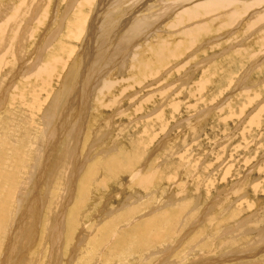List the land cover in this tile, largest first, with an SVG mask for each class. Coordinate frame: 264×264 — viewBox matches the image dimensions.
Segmentation results:
<instances>
[{
  "label": "rangeland",
  "instance_id": "1",
  "mask_svg": "<svg viewBox=\"0 0 264 264\" xmlns=\"http://www.w3.org/2000/svg\"><path fill=\"white\" fill-rule=\"evenodd\" d=\"M2 1L4 0H0V24H2L0 26V44L3 45V48L0 50V55L2 57L7 56V63H14V65L9 63V65H3L0 69L7 70L10 68L7 74L3 70L4 72L0 75V205L2 202L5 205V210L2 213L4 223L0 230V264H3L4 254L11 242L17 245V249L21 247L20 243L23 238L19 237L20 240H14L15 237L11 235H15L14 229H16L21 217L19 211L22 209V204L20 201L23 198H26L24 199L26 207H30L31 200L34 198V194L37 193L39 202L42 203V213L43 209L48 207L49 204H52L53 210L59 207L60 203L61 207H64L66 198L69 196V191L65 194L64 187H57V183H65V179L60 174L54 175L52 173L54 168H50L49 171L46 169L48 158L45 159L44 154L52 145L54 139H51V134L45 128L49 125L47 123L49 119L46 116H49L47 108L50 110L51 104L54 102L52 96L61 88L58 87L59 84L68 83L66 80H62L64 76L66 79L64 74H68V71L71 74L73 73V76L70 73L68 74L67 80L68 77L72 76L70 78H73L74 83H77L78 78H81L82 73L80 74V71L82 72V67H84L83 59L87 55L83 54L82 65L79 61L80 66L77 65L76 67L75 62L78 58L76 56H80L82 50L86 51L88 25H86L84 35L81 36L82 34L76 29L77 21L79 19L83 21L84 17L88 16L87 24H90L93 15L96 12L98 13L97 20L93 24L97 25V37L95 35L91 48V53L94 52L92 55V60H94L96 52L104 49L101 45L95 46L99 44V30L101 32L104 28H106V31L112 30L111 26L115 25L114 18L117 20V17H121L122 12L120 13V9H126L125 7H127L125 12L127 11V15H130L132 19L149 14V17L146 18L147 21L155 17L157 26H155L156 24L149 25L148 31L145 30L139 36L126 38L121 43L122 45L128 44L130 60L129 58L124 60L126 56L124 51L126 50H119L116 46L111 63L105 65L106 68L109 66L107 68L109 71L107 72L104 66L103 69L107 74L101 79L102 81L106 79L105 81H109L112 86L109 89H103L104 85L102 83L105 81L99 80L94 88L95 90L89 87L91 89L89 91L93 90L94 92L92 91L91 94L88 91L86 95V98L90 97L91 99H87L88 108L86 107V109L88 110L87 112L84 111L86 112L85 115H82L83 124H85L82 129L77 126V129L74 128L71 131L73 133L70 134L69 132L67 134L70 127H74L75 121L80 118L79 115L77 116L78 113L71 112L74 120L70 121V127L55 141V152L52 156V161L58 162V159H60L58 156L64 152L67 145L72 140L79 141L76 146V153L78 152V158L83 162L81 165L83 169L78 173V183L73 188V195L65 208L67 210L69 207L67 211V218H69L78 203L83 205L82 211H78L81 216L78 221L81 224L77 226L75 236L83 226L93 228L90 235L94 238L91 239L92 245L83 255L81 262L83 264H194L193 260L196 256L199 257L200 254L213 264H264L260 259L264 256V238H259L260 235L264 236V48L263 51L258 48L257 42L262 39L260 33V35L256 33V30L245 32L243 29V26L250 19V13L244 15L241 18L242 20L231 27L232 29H226V33L217 40L213 39L212 36L210 38L211 43H205L199 49L198 54L196 53L197 57L191 58V61L193 60L192 65L197 64V67L190 66L186 69V74L176 71V68L177 70L182 69L181 66L186 63L183 56L176 58L177 60L174 57L172 58L177 62V64H173L176 65L174 69L171 70L173 67L168 66L163 70L152 68V71H150L148 69V73L142 71V74H145L143 77L139 69L136 68L137 61L147 57L146 46L156 42L160 37L167 36L168 39L174 41L173 38L175 39L176 33L171 32L170 23L172 18L180 12L179 10L182 11V8L178 7L168 14V17L167 15L162 17V13H159L158 10L162 11V8L165 7L157 6L156 9L154 8V3L158 0H116L117 5L114 0H101L103 4L100 0H94L90 3L86 0H78V2L76 0H5L4 4ZM36 1L38 5H36ZM227 1L230 3L237 2L239 5L248 2V0ZM196 2L200 3L203 0H191L188 2L189 4L186 3L185 5L194 6L197 5ZM5 4H7L6 7ZM33 4L36 7L30 8ZM97 5L102 6V9ZM149 5H153V7ZM68 6H72V8L68 9ZM109 6L113 7H110L111 10L108 11ZM18 7L28 11H25L26 18L23 19L24 22L22 23H26V27L30 28V31L25 29V24H23L24 27H22L25 30L21 29L20 32H17L19 33L18 37L21 35L22 38L17 39L14 37L16 39H13V36L17 35V33L14 34V26L18 19L15 16L20 12L23 13ZM13 8H16L15 13ZM128 10L131 12L129 13ZM136 10L137 12H134ZM260 10H264V3ZM106 14L107 16H105ZM8 18L11 19H9L10 23ZM25 19H27L26 22ZM14 20L15 23L13 24ZM28 20L33 22L29 23ZM74 24L77 25L74 26ZM82 24L84 25V21ZM3 30L7 31L6 34L2 32ZM9 31L14 33L12 34ZM69 32L74 34L71 35ZM105 33L102 32L101 36ZM114 33H116L115 30ZM255 34H257V37ZM76 37H80V39ZM81 38L84 40H81ZM114 38L111 37V39ZM205 38H208V36ZM101 39H105V43L108 40L105 37L99 40ZM8 40H10V43L6 45L9 42ZM115 40L117 41V39ZM238 41L240 44H238ZM228 44L231 46L228 47ZM24 45L26 46L24 47ZM187 46L189 47V45H186L185 48ZM244 46L249 48L248 50L251 52L259 50L258 55L251 57L250 60H247L246 55L242 61L243 63L236 58V62L232 65L230 61L233 57L245 52ZM143 47L146 48L144 52H142ZM72 48L74 49L72 50ZM71 51L74 52L71 54L73 57L70 55ZM48 53L55 54V57H58L57 60L64 59L65 62L63 61L62 65L67 62L68 58V62L70 61L71 64L70 57L72 59L75 57L76 60L73 59L72 68L69 67L70 64L62 67L58 62V65H60L56 66L58 72L59 68L64 69V67L73 70H66L65 68L64 74L59 72L63 75L60 79L62 81L58 80L59 78L56 79L60 83L57 81L51 82L49 79V82L42 85L47 80V74L39 73V76L36 73L38 76H35V72H38L39 68L46 63L47 58H50ZM145 53L146 55H144ZM231 53H234V55L229 56ZM21 56H24L25 60H22ZM186 57L187 53L185 54ZM80 58L81 56L79 60ZM195 59L196 61H194ZM26 60L29 63L25 62ZM27 63L30 64V69ZM31 63L38 65V68L32 66ZM24 65L25 69L31 71L30 73L27 70V73L24 72ZM191 68L195 69L196 72H190ZM58 72L54 74L56 78L60 75ZM27 74L32 75V77L28 79ZM152 74H155V76L151 79ZM41 75H44L43 78ZM75 76L77 78H74ZM38 77H40L39 80ZM44 78L45 80H43ZM41 80L43 81L41 82ZM151 80L154 85L150 84ZM70 81L68 83V85L71 83L68 86L69 90L66 87L67 85H63V88H66V90L64 88L66 93L61 92L63 99L61 97L60 100L64 102H61V109L57 118L61 117L60 115L63 110L65 111L64 108L69 105L68 103H73V100L66 101L74 94L77 96V89L75 90L74 84ZM48 83H51V85ZM246 84L247 86H245ZM41 87L44 88V91ZM163 89L167 90V96L162 94ZM96 90L100 91H98L99 94L95 92ZM48 94H53L51 99L47 98ZM109 95L112 97L110 98ZM150 97H153V100L146 99ZM96 98L101 104L105 99L103 101L104 105H101ZM35 100L42 102L40 104L38 102L39 105L35 106ZM110 102L116 104L110 105ZM106 104L109 105V108H106L108 106H105ZM80 107L81 105L77 110L79 114ZM158 112L162 116H157ZM52 113L54 114L53 111ZM52 113L50 112L51 115H53ZM254 116L256 121L253 120ZM161 117L165 119H162V122L159 120ZM187 120L195 123L189 125ZM56 127L54 129H57ZM64 142L66 144L63 145ZM116 144L119 146L115 147ZM101 149L103 150L100 153ZM116 156L118 157L117 170L112 168L109 173L104 164ZM131 156L134 158V166H131L132 170H138L145 175H152L151 183L147 182L150 184L146 188L141 186L139 181L128 179L131 176L126 170V166L133 164L129 163ZM70 158L71 156H68L63 163ZM96 165L100 168L97 169L96 174H91L90 183L83 188L78 187L86 172L92 173L94 170L91 168L96 167ZM72 172L70 171L69 177H71ZM50 179L51 182H49ZM91 181H94L95 184L93 182L91 184ZM241 183L243 184L240 185ZM26 190H29L28 197L23 194ZM9 192L11 195L8 194ZM229 192L231 193L227 196ZM130 193L134 194L135 197L138 196V199L132 198ZM245 196L247 197L244 198ZM62 199L65 201L63 202ZM240 200H243V202ZM107 205L111 207V212H106L108 214L104 216L105 212L103 213V210ZM179 206H182L179 212L167 214L168 218L166 215V218H162L159 224L156 223V225L153 224V226L147 227H150L146 235L148 238H152L150 242H141L143 246L137 243L139 233L132 229L135 225L143 221L145 223L148 219L152 220L160 214L171 212ZM44 210L45 214L47 209ZM17 216L20 217L17 219ZM208 217L210 218L208 219ZM171 219H174L175 222L169 232L168 225ZM111 220H114L112 228L106 227L105 225ZM238 222H241V224L237 225ZM42 225H40V229L43 228ZM22 233L25 234V232ZM119 233L127 238L122 245H120L117 238ZM11 239L12 241H10ZM75 240H77V237ZM62 244L60 245V249L62 248L61 257H58V261L61 260L60 264H75L76 261L69 263L67 256L63 257L66 246L65 242ZM118 245L120 246L117 248ZM250 254H254L257 259H250L248 256ZM167 256L169 257L165 259ZM259 256L261 257L259 258ZM162 258L165 261H161ZM29 264H31V261H29ZM40 264L42 263L40 262ZM196 264L207 263L201 260Z\"/></svg>",
  "mask_w": 264,
  "mask_h": 264
},
{
  "label": "bare ground",
  "instance_id": "2",
  "mask_svg": "<svg viewBox=\"0 0 264 264\" xmlns=\"http://www.w3.org/2000/svg\"><path fill=\"white\" fill-rule=\"evenodd\" d=\"M5 1V0H4ZM4 1H2V3L4 4ZM23 1V0H22ZM41 1V0H40ZM77 2H78V0H76ZM91 1H94V0H86V2H88V3H90ZM107 1H109V0H107ZM115 2H116V0H114ZM113 1V2H114ZM127 1V0H126ZM191 0H158L156 3H154V8L156 9L157 8V6H164L165 8L163 9L162 8V11L161 10H158V12L159 13H162V17H163V15H167V17H168V14H170L171 12H173L176 8H182V11L181 10H179L180 12H178L176 15H175V17L174 18H172V21H171V23H170V30H172L171 32H173V33H176L175 34V39L173 38V40L174 41H172V39H168L167 38V36H163V37H160V39H158L156 42H154V43H150V44H148L146 47H147V57H144L143 58V60H138L137 61V66H136V68L137 69H139V71H140V74H142L143 72L142 71H146V73H148L147 72V70L148 69H150V71H152L151 69L152 68H158V70H163L165 67H173V68H171V70L172 69H174L175 67H176V65H173L174 63L175 64H177V62L175 61V59L176 58H179V57H183L184 56V61H186V63L185 64H183L182 66H181V68L182 69H179V70H177V68H176V71H180V72H183V73H185L187 70V68H190V66L192 67V66H196L197 67V64L196 65H192V61H191V58L193 57H197L196 55L198 54V51H199V49L201 48V47H203L204 45H205V43H211V39L210 38H212V36L214 37L213 39H215V40H217V38H219L220 36H223L225 33H226V29H229V28H231L232 26H234V25H236V23H238L240 20H242L241 18H243V16L244 15H246V14H248V13H250V19H249V21H248V23L245 25V26H243L244 28V31L245 32H252V31H254V30H256V33H260L261 34V38L262 39H260V41L259 42H257V44H258V48H259V50H262L263 48H264V10H260V8H261V6L263 5V3H264V1H261V0H253V1H250V0H248V2H245V3H242V4H238L237 2H232V3H230L229 1H227V0H203V2H200V3H197V5H194V6H186L185 4L186 3H188V2H190ZM196 1H198V0H196ZM237 1V0H236ZM98 2V1H97ZM100 2L102 3V1L100 0ZM119 2V1H118ZM130 2V1H129ZM15 3V2H14ZM24 3V2H23ZM38 2L36 1V5H38L37 4ZM240 3V2H239ZM2 4V5H3ZM8 4V3H7ZM7 4H5V7H6V5ZM40 4V3H39ZM78 4V3H77ZM98 4V3H97ZM100 4V3H99ZM103 4V3H102ZM107 4V3H106ZM118 3L116 2V5H117ZM189 4V3H188ZM236 4H238V5H236ZM16 5V4H15ZM36 5L35 4H33V5H31L30 6V8L31 7H36ZM95 5H96V3H95ZM112 5H114L113 3H112ZM146 5V4H145ZM11 6V5H10ZM23 6H25V5H23ZM98 6V5H97ZM147 6V5H146ZM145 6V7H146ZM149 6H152L153 7V5H149ZM12 7V6H11ZM34 7V8H35ZM99 8H101L102 6H98ZM112 8L113 6H109V8ZM129 7V6H128ZM151 7V8H152ZM26 8V7H25ZM39 8H40V6H39ZM38 8V10H40ZM42 8V7H41ZM70 8H72V6L71 7H69L68 6V9H70ZM111 8L110 9H108V11L109 10H111ZM126 9H127V7H125ZM135 8H137V7H135ZM142 8V7H141ZM9 9H10V7H9ZM16 9V8H15ZM14 8H13V12L15 13L16 11H14L15 10ZM18 9H21L22 11H23V13H18L15 17L16 18H18L17 20H16V24H15V29H14V34H16L17 32H20L21 31V29H23V24H25V27H26V23H22V22H24L23 21V19L24 18H26L25 16H26V12H28L27 10H25L24 11V9L23 8H19L18 7ZM94 9V8H93ZM97 9V8H96ZM102 9V8H101ZM115 9H116V7H115ZM114 9V10H115ZM126 9H120L121 11H120V13L122 12V15H121V17L119 16V17H117V20H116V18H114V22H115V25L112 27L111 26V29L113 30H107L106 31V28H104L103 30H102V32L103 33H105V32H107V33H105L103 36H101L102 35V32H101V30H99L98 32H99V37H98V45H95V46H102L104 49L102 50V51H97L96 52V55H95V58H94V60H92L93 59V57H92V55L94 54V52H93V50H92V52L93 53H91V48H92V46H93V40H95L94 38H95V35L97 34V25H93V24H95V22H96V18H97V16H98V13L96 12V14H92L93 16V20L90 22V24L88 23L87 24V22H88V16L87 17H84V19H83V21H84V25L82 24V20L81 19H79V18H81V17H79L78 19V21H77V24H74V26L75 25H77V28L76 29H78L79 30V32L82 34H80L81 36H83L84 34V32L86 31V25H88V27H87V36H86V44H87V48H86V51H84V50H82L83 52H82V54L80 55L81 56V58H80V60H79V57L80 56H76V58H77V60H76V58L74 57L73 59L74 60H76V62H75V64H76V67H77V65H79V61H80V65H82L83 63H82V56H84L83 54L85 53L87 56L83 59L84 60V67H82V72L80 71V76H81V78H78V82H77V80H76V82L78 83H74V80H73V78L71 79L70 77H72L73 76V73L71 74L70 73V71H68L72 76H70V77H68V80H67V76H69L68 74H64V70H65V68H66V70H73V69H70V68H68V67H64V69H62V68H59V67H57V68H59V72H63V74L64 75H66V79H65V76H64V78L62 77L63 75H61L58 71H57V69H56V66H60V65H62L61 63H63V61L65 62V60L64 59H62L61 57V60L60 59H58L57 60V58L58 57H55V54H47L48 55V57H50V58H47V60H46V63L44 64V65H42L40 68H39V70H38V72H35V76L38 74L39 75V73L40 74H42V73H45V75H46V77H47V80H46V82L44 81L43 83H42V85H44V84H46L47 82H49L48 80L50 79L51 80V82H55V81H57L56 79H58V80H60L61 79V77H62V80L63 81H67L68 83H69V81H70V79H71V81L70 82H72L73 84H74V86H75V90L77 89V96H75V94H74V96H71V98L70 99H68V101H66V102H69V101H71V100H73V103H68L69 105H66L65 106V108H64V106H63V108L65 109V111L63 110V113L60 115L61 117L59 118V120H58V118H57V116H58V114H59V111H60V109H61V102H64L63 100L61 101L60 100V98L62 97V99H63V95L61 94V92H65V90H66V88H65V90H64V88H63V85L65 84V82H61L62 84H59L60 83V81H62V80H60V81H57V82H59L58 84H59V90H57L55 93H54V96H52V95H49L48 94V99H51L52 97H53V100L52 101H54L53 102V104H51V108H50V110H49V108H47L48 109V115L49 116H46L49 120H48V122L47 123H49V125L48 126H46V128L45 129H47V131L51 134V139H54V140H52L53 142H52V145L46 150V152H45V154H44V157H45V159H47L48 158V167L46 168L47 169V171H49L50 170V168H54L53 170H52V173L55 175V174H60L61 175V177H63L64 179H65V183H61V182H58L57 183V187L58 188H60V187H64V192H65V194H66V192L67 191H69L68 193H69V196H68V198H66L67 200H66V203H65V205H64V207H61V203H60V206L59 207H57L56 209H54L53 210V206H52V204H49V208L48 207H46V208H44V209H47V211H46V215L44 214V209H43V212L41 213V210H42V203L41 202H39L40 200L38 199L39 197V195L36 193V194H34V198L31 200V204H30V207L28 206V207H26V201L24 200V199H26V198H23L20 202H21V206H22V209H20V215H21V217L20 216H17V219H18V217H20V220H19V222L17 223L18 225H16V229H14L15 230V235H11V236H14L15 238H14V240H18L19 239V237L21 238H23L22 240H21V243H20V249H17L18 247H17V245L14 243L13 244V242H11L10 244H9V247L7 248V250H6V253L4 254L5 256H4V258H3V264H29V261H31V264H40V262L42 263V264H60V261H58V257L60 256L61 257V249H60V245L62 244V243H64L65 242V246H66V248L64 249V251H63V257H66L67 256V260L69 261V263H71V262H75L76 261V263H78V264H83L82 262H81V260L83 259V255L85 254V252H87L88 250H89V247L92 245V240L91 239H94L92 236H90L91 235V233L93 232L92 230H93V228L91 227V226H83V228L81 229V231L80 232H78L77 234H76V236H75V232H76V230H77V226L78 225H80L81 223L78 221V219L80 220V218H81V216L79 215V213H78V211H80L81 209H82V207H83V205L82 204H77V206H76V208H75V210L74 211H72V213H71V215H70V217L69 218H67V216H68V214H67V211H68V208H67V210H66V206H67V204H68V202L70 201V199H71V197H72V195H73V188H75V186H76V184L78 183V181H77V176H78V173H79V171L81 170V169H83V167H81V165L83 164V162L78 158V152L76 153V146H77V144H78V142L79 141H76V140H72L70 143H69V145H67V147L65 148V150H64V152L62 153V154H60L59 156H58V158H60V159H58V162H53L52 161V156L54 155V152H55V141L57 140V138H59V137H61L62 136V133L64 132V131H66L69 127H70V121L71 120H74L73 119V117H72V113L71 112H74V113H78L77 114V116L79 115V119H78V121L76 120L75 121V126L74 127H70V130L67 132V134L70 132V134L71 133H73V132H71L72 130H74V128H76L77 126H78V128L79 129H82V126L85 124H83V114L85 115L86 114V112H87V110L88 109H86V107H87V103H88V101H87V99L89 98V99H91L90 97H88V98H86V95H87V93H88V91L89 90H91L89 87H91V88H95L96 87V85L99 83V80H101L102 78H104L105 77V74H107L106 73V71L108 72L109 70L107 69L109 66H107V68H106V66L105 65H108V64H110L111 63V61H112V58H113V55L115 54V48H116V46H118V48H119V50H122V49H124V50H126V51H124V55H126L125 56V59L124 60H127L128 58H129V56H128V54H130V52H129V50H128V44H121L126 38H132V37H135L136 35L137 36H139V34H142V33H144V31L145 30H147L149 27V25H153V24H156V21H155V17L154 18H152V20H150V21H147V19L146 18H148L149 17V14H146L144 17L142 16H140V17H138V18H134V19H132L131 17H130V15L128 16L127 15V11L125 12V10ZM130 9V8H129ZM133 9H134V7H133ZM155 9H153V10H155ZM159 9V8H158ZM252 9H256V10H252ZM5 10H7L6 8H5ZM118 10H119V8H118ZM117 10V11H118ZM132 10V9H131ZM139 10V9H138ZM143 10V9H142ZM152 10V11H153ZM10 11V10H9ZM41 11V10H40ZM39 11V12H40ZM98 11V10H97ZM105 11V10H104ZM116 11V10H115ZM129 11V13L131 12L130 10H128ZM140 11V10H139ZM145 11V10H144ZM4 12V11H3ZM6 12V11H5ZM11 12V11H10ZM68 12H69V10H68ZM80 12H81V10H80ZM83 12V11H82ZM85 12V11H84ZM93 12H95V11H93ZM99 12V11H98ZM111 12V11H110ZM124 12V13H123ZM134 12H137V10L136 11H134ZM146 12V11H145ZM7 13H9V12H7ZM45 13V12H44ZM143 13V12H142ZM12 14V13H11ZM36 14V13H35ZM38 14H40V13H38ZM43 14V13H42ZM67 14V13H66ZM78 14H79V11H78ZM108 14V13H107ZM107 14L105 15V16H107ZM110 14V13H109ZM125 14V15H124ZM153 14V13H152ZM155 14H157L156 12H155ZM9 15H10V13H9ZM37 15V14H36ZM36 15L34 16V18L36 17ZM44 15V14H43ZM47 15V14H46ZM85 15V14H84ZM86 15H87V13H86ZM85 15V16H86ZM89 15H90V13H89ZM124 15V16H123ZM11 16V15H10ZM38 16V15H37ZM41 16V15H40ZM133 16V15H132ZM124 17H125V19H124ZM127 17H129V18H127ZM162 17H160V18H162ZM30 18H32V17H30ZM33 18V19H34ZM87 18V19H86ZM10 18H8V21H9V23H10V20H9ZM39 19V18H38ZM45 19H48V18H45ZM77 19V18H76ZM105 19V18H104ZM1 20H3V19H1ZM15 20L12 22L13 24L15 23ZM26 20L27 19H25V22H26ZM40 20V19H39ZM81 20V21H80ZM132 20V21H131ZM8 21H7V23H8ZM28 21H30L29 23H31V22H33V21H31V20H28ZM34 21H35V19H34ZM71 21V20H70ZM75 21V20H74ZM73 21V22H74ZM39 22H41V21H39ZM39 22L37 23V26H38V24H39ZM99 22V21H98ZM108 22V21H107ZM113 22V21H112ZM113 22V23H114ZM7 23H5V24H7ZM62 23V22H61ZM66 23H67V21H66ZM71 23V22H70ZM76 23V22H75ZM112 23V24H113ZM2 24H0V26H1ZM29 25H31V24H29ZM28 25V26H29ZM35 25V24H34ZM72 25V24H71ZM82 25H83V27H82ZM10 26V25H9ZM12 26V25H11ZM23 26V27H22ZM37 26H36V29H37ZM99 26V25H98ZM155 26H157V24L155 25ZM159 26V25H158ZM13 27V28H14ZM100 27V26H99ZM109 27V26H108ZM5 28V27H4ZM33 28V27H32ZM103 28V27H102ZM110 28V27H109ZM1 29V28H0ZM25 29H28L27 27L25 28ZM25 29H23V31L25 30ZM30 29V28H29ZM28 29V30H29ZM232 29V28H231ZM15 30H17V31H15ZM72 30H74V29H72ZM71 30V31H72ZM114 30H115V32L116 33H114ZM149 30V29H148ZM147 30V31H148ZM174 30V31H173ZM12 31H13V29H12ZM12 31L10 32V33H12ZM30 31V30H29ZM2 32H5L4 30L2 31ZM7 32V31H6ZM6 32L4 33V34H6ZM35 32V31H34ZM12 33V34H13ZM23 33V32H22ZM70 33V32H69ZM75 33H76V31H75ZM254 33V32H253ZM18 34L19 33H17V35L16 36H13V39H21L22 37H21V35H20V37H18ZM26 34V33H25ZM71 35H73L72 33H70ZM77 34V33H76ZM113 34V35H112ZM259 34V35H260ZM1 35V34H0ZM78 36H79V34H77ZM76 35V36H77ZM256 35V37H257V34H255ZM3 36H5V35H3ZM27 36V35H26ZM69 36V35H68ZM80 36V37H81ZM115 37L114 39H111V37ZM206 36H208V38H205ZM14 37H16V38H14ZM30 37V36H29ZM29 37H28V39H29ZM80 37H78L79 39H80ZM85 37V36H84ZM83 37V38H84ZM96 37H97V35H96ZM107 38L108 40H106V43L104 42L105 41V39H101V40H99L100 38ZM77 38V37H76ZM77 38V39H78ZM83 38H81V40L83 39ZM115 39H117V41L115 40ZM208 39H210V40H208ZM254 39V38H253ZM84 40V39H83ZM97 40V39H96ZM238 40V39H237ZM257 40V39H256ZM9 42L8 43H6V45L7 44H9L10 43V40H8ZM11 41H12V39H11ZM19 41V40H18ZM17 41V42H18ZM213 41V40H212ZM19 42H21V41H19ZM18 42V43H19ZM5 44V43H4ZM96 44H97V41H96ZM145 44V43H144ZM238 44H240L239 43V41H238ZM250 44V43H249ZM186 45H189V47L187 46V48H185V46ZM251 45V44H250ZM16 46V45H15ZM14 46V47H15ZM26 45H24V47H25ZM68 46H70V45H68ZM108 46V47H107ZM231 46V45H230ZM229 46V44H228V47H230ZM237 46H239V45H237ZM17 47H18V45H17ZM71 47V46H70ZM240 47V46H239ZM245 47V46H244ZM252 48H255L254 46H251ZM2 48H3V45H1L0 44V50H2ZM94 48V47H93ZM17 49V48H16ZM18 49H19V47H18ZM74 48H72V50H73ZM97 49V48H96ZM141 49V48H140ZM230 49V48H229ZM229 49H226V50H229ZM249 48H246L245 47V52L244 53H242V54H240V55H235L236 57H233V59H232V61H230V63H232V65L236 62V58H238L237 60L239 61V62H242L243 60H244V58H245V56L247 55V60H250L251 59V57H255L256 55H258V52H259V50L258 51H254V52H251V51H249L248 50ZM6 50V49H5ZM8 50V49H7ZM10 50H12V49H10ZM36 50H39V49H36ZM13 51V50H12ZM25 51V50H24ZM76 51V50H75ZM144 51H146V48H144L143 47V50H142V52H144ZM263 51V50H262ZM5 52V51H4ZM14 52H15V48H14ZM23 52V51H22ZM142 52H140V53H142ZM264 52V51H263ZM11 53H13V52H11ZM40 53V52H39ZM38 53V54H39ZM74 53V52H73ZM72 53V51L70 52V55L71 54H73ZM139 53V52H138ZM187 53V57L185 58V54ZM197 53V54H196ZM23 54H24V52H23ZM27 54V53H26ZM77 54L79 55V53L77 52ZM76 54V55H77ZM69 55V56H70ZM139 55V54H138ZM142 55V54H141ZM144 55H146V53L144 54ZM234 55V53H231V54H229V56H233ZM261 55V54H260ZM26 56V55H25ZM37 56V55H36ZM35 56V57H36ZM42 56V55H41ZM143 56V55H142ZM141 56V57H142ZM7 57V56H6ZM6 57H2L1 55H0V69L2 68V66L3 65H9V63H7L8 62V60L6 61ZM20 57V56H19ZM18 57V58H19ZM23 57V58H22ZM27 57V56H26ZM34 57V58H35ZM65 57V56H64ZM71 57H73L72 55H71ZM70 57V59L72 60V62H74L73 61V59ZM175 58V59H172V58ZM15 58H17V57H15ZM25 57L24 56H21V59L23 60ZM34 58H32V59H34ZM43 58V57H42ZM69 59V58H68ZM68 59L66 60L67 62H68ZM140 59V58H139ZM25 60V59H24ZM129 60H130V58H129ZM177 60V59H176ZM180 60V59H179ZM190 60V61H189ZM254 60V59H253ZM20 62H21V60H19ZM30 61V60H29ZM189 61V62H188ZM194 61H196V59L194 60ZM14 62V61H13ZM25 62H28L27 60L25 61ZM58 62H60V65H58ZM65 63V64H63L62 65V67L63 66H65L66 64H70V61L68 62V63ZM72 62H71V64H72ZM183 62V61H182ZM199 62V61H198ZM249 62V61H248ZM29 63V62H28ZM28 63H27V66H28V68L29 67H31L30 66V64L28 65ZM181 63V62H180ZM194 63V62H193ZM200 63V62H199ZM243 63V62H242ZM10 64H13L14 65V63H10ZM25 64V63H24ZM71 64L69 65V67H71ZM74 64V63H73ZM72 64V65H73ZM31 65L32 66H34L35 68H38V65H34L33 63H31ZM79 65V66H80ZM96 65V66H95ZM128 65V64H127ZM139 65V66H138ZM259 65V64H258ZM66 66H68V65H66ZM93 66V67H92ZM105 66V69H107L106 71H105V69H103V67ZM112 66V65H111ZM189 66V67H188ZM7 67V66H6ZM11 67H12V65H11ZM73 67V66H72ZM71 67V68H72ZM5 68V67H4ZM74 68H75V66H74ZM242 68V67H241ZM30 69V68H29ZM60 69H62L61 71H60ZM80 69H81V67H80ZM96 69H98V70H96ZM104 70V71H102V70ZM110 69V68H109ZM4 71H5V74H7L8 73V71L10 70V68H8L7 70L6 69H3ZM3 70H0V75L4 72ZM24 72H26L27 73V69H25V65H24ZM22 70V71H23ZM27 70V71H26ZM34 70V69H33ZM93 70V71H92ZM101 70V71H100ZM193 70V71H192ZM60 74L57 78H56V76L54 75L55 73H57V72ZM78 71V70H77ZM127 71V70H126ZM23 72V73H24ZM29 73L31 72V71H28ZM72 72H74V71H72ZM76 72V71H75ZM74 72V73H75ZM158 72V71H157ZM160 72V71H159ZM190 72H196L195 71V69H193V68H191V71ZM37 73V74H36ZM150 73V72H149ZM78 74V73H77ZM139 74V75H140ZM186 74V73H185ZM190 74V73H189ZM21 75V74H20ZM28 75V74H27ZM26 75V78L29 76H27ZM37 75V76H38ZM58 75V74H57ZM144 75L145 74H142V76L144 77ZM40 76V75H39ZM42 76V75H41ZM44 76V75H43ZM43 76H42V78H43ZM79 76V77H80ZM152 77H150L151 79L152 78H154V76H155V74H152L151 75ZM161 76H162V74H161ZM160 76V77H161ZM30 77H32V75L31 76H29V78L28 79H30ZM74 78H77L76 76L74 77ZM142 78V77H141ZM36 79V78H35ZM40 79V77H38V80ZM95 79V83L93 82V80ZM246 79H247V77H246ZM43 80H45V78L43 79ZM43 80H41V82L43 81ZM73 80V81H72ZM98 80V81H97ZM106 80V79H105ZM105 80H103V81H105ZM109 80V79H108ZM36 81V80H35ZM102 81V80H101ZM102 81V82H103ZM127 81H129V80H127ZM101 82V83H102ZM35 83V82H34ZM68 83L67 84H65L64 86H66L67 88H68V90H69V85L71 84H69L68 85ZM149 83V82H148ZM246 83V82H245ZM48 84H50L51 85V83H48ZM103 85H104V88L103 89H105V88H107V89H109V87H111L112 86V84L110 85V82L109 81H105V82H103L102 83ZM114 84V83H113ZM150 84L151 85H154V83L152 82V80H151V82H150ZM41 85V86H42ZM60 85H62V86H60ZM134 85V84H133ZM147 85V84H146ZM38 86V85H37ZM39 86H40V84H39ZM98 86H100V85H98ZM129 86V85H128ZM137 86V85H136ZM150 86V85H149ZM243 86V85H242ZM245 86H247V84L245 85ZM43 87V86H42ZM41 87V89L43 90L44 88H42ZM48 87V86H47ZM101 87V86H100ZM135 87V86H134ZM141 87H142V85H141ZM73 88V87H72ZM123 88V87H122ZM130 88H132V87H130ZM37 89V88H36ZM35 89V90H36ZM39 89V88H38ZM41 89H40V91H41ZM55 89V88H54ZM124 89V88H123ZM128 89V88H127ZM137 89V88H136ZM56 90V89H55ZM70 90H71V88H70ZM95 90V89H94ZM100 90V89H99ZM98 90V91H99ZM121 90V89H120ZM146 90V89H145ZM44 91V90H43ZM42 91V92H43ZM84 91V92H83ZM93 91V90H92ZM92 91H89V93H93ZM97 90L95 91V92H98ZM102 91V90H101ZM126 91V90H125ZM134 91V90H133ZM167 90H165V89H163L162 90V94L164 95V96H167V93L168 92H166ZM170 91V90H169ZM37 92V91H36ZM100 92V91H99ZM99 92H98V94H99ZM103 93H104V91H102ZM129 92V91H128ZM40 93V92H39ZM39 93H38V95H39ZM66 93V92H65ZM82 93H83V98H82ZM103 93H101V94H103ZM106 93V92H105ZM132 93V92H131ZM134 93H136L135 91H134ZM139 93V92H138ZM150 93V92H149ZM41 94V93H40ZM72 94V93H71ZM90 94V95H91ZM97 94V95H98ZM119 94V93H118ZM35 95V94H34ZM37 95V94H36ZM37 95V96H38ZM62 95V96H61ZM117 95V94H116ZM121 95V94H120ZM131 95V94H130ZM41 96V95H40ZM39 96V97H40ZM52 96V97H51ZM60 96V97H59ZM67 96V95H66ZM68 96H69V94H68ZM101 96V95H100ZM99 96V97H100ZM110 96V95H109ZM114 96V95H113ZM34 97V96H33ZM79 97V98H78ZM99 97H98V99H99ZM102 97V96H101ZM112 96H110V98H111ZM115 97H117V96H115ZM139 97V96H138ZM35 98V97H34ZM127 98V97H126ZM131 98V97H130ZM135 98H137V97H135ZM66 99V100H67ZM97 99V98H96ZM97 99V100H98ZM105 99H106V97H105ZM104 99V100H105ZM113 99V98H112ZM118 99V98H117ZM146 99H152L153 100V97H150V98H146ZM102 100H103V98H102ZM103 100V101H104ZM127 100V99H126ZM58 101H59V103H58ZM86 101H87V103H86ZM90 101V100H89ZM96 101V100H95ZM99 101V100H98ZM102 101V104L104 103ZM111 101V100H110ZM35 102L36 103H34V105L36 106V105H39L40 104V102H42V101H36L35 100ZM38 102H39V104H38ZM45 102H46V100H45ZM65 102V103H66ZM78 102V103H77ZM100 102V101H99ZM120 102V101H119ZM147 102V101H146ZM50 103V102H49ZM90 103V102H89ZM111 103V102H110ZM116 103H117V101H116ZM116 103H111L110 105H114V104H116ZM143 103V102H142ZM67 104V103H66ZM76 104H77V106H76ZM100 104H101V102H100ZM101 104V105H102ZM42 105V104H41ZM50 105V104H49ZM81 105V109H79V111H80V114H79V112H77V110H78V107ZM104 105V104H103ZM108 104H106L105 106H107ZM116 106V105H115ZM114 106V107H115ZM133 106V105H132ZM140 106H141V104H140ZM175 106V105H174ZM38 107V106H37ZM88 108V107H87ZM100 108H102V107H100ZM106 108H109V105L106 107ZM141 108V107H140ZM72 109V110H71ZM142 109V108H141ZM36 110V109H35ZM112 110V109H111ZM120 110V109H119ZM33 111V110H32ZM38 111V110H37ZM52 111L54 112V114L52 113ZM68 113H67V112ZM84 111H86V112H84ZM113 111V110H112ZM117 111V110H116ZM115 111V112H116ZM50 112L53 114V115H51L50 114ZM62 112V111H61ZM84 112V113H83ZM73 113V114H74ZM164 113V112H163ZM200 114V113H199ZM81 115V116H80ZM117 115V114H116ZM123 115V114H122ZM164 115H166V114H164ZM157 116H162V114H160L159 112H158V114H157ZM258 116V115H257ZM50 117V118H49ZM110 117V116H109ZM167 117V116H166ZM74 118H75V116H74ZM116 118V117H115ZM254 118H255V116L253 117V120H254ZM163 117H161V118H159V120H161V122L163 121V120H165V119H163ZM190 119V118H189ZM86 120V119H85ZM107 120V119H106ZM109 120V119H108ZM116 120V119H115ZM99 121V120H98ZM187 121H189V120H187ZM254 121H256V120H254ZM85 122V121H84ZM96 122V121H95ZM106 123H107V121H105ZM109 122V121H108ZM253 122V121H252ZM110 124H111V122H109ZM189 123V125H193L194 123H193V121H189L188 122ZM53 124V125H52ZM57 126H59L58 128L55 126V125ZM102 124V123H101ZM163 124V123H162ZM196 124H198V123H196ZM107 125V124H106ZM50 126H51V129H50ZM57 128V129H54L55 127ZM99 126V125H98ZM107 126H109V125H107ZM112 126V125H111ZM110 126V127H111ZM102 127H104L103 125H102ZM105 128V127H104ZM77 129V128H76ZM123 129V128H122ZM91 130V129H90ZM99 130H101V129H99ZM94 131H95V128H94ZM110 131V130H109ZM79 132V131H78ZM81 132V131H80ZM96 132V131H95ZM94 133V132H93ZM64 134V133H63ZM120 135V134H119ZM78 137V136H77ZM76 137V138H77ZM74 139H75V136H74ZM98 140V139H97ZM64 144H66V142H64L63 143V145ZM119 145L118 144H116L115 145V147H118ZM114 147V146H113ZM112 148V147H111ZM110 148V149H111ZM103 149H101L100 150V153H101V151H102ZM111 150H113V149H111ZM114 150H115V148H114ZM106 153V152H105ZM132 155V154H131ZM68 156H71V158L69 159V160H66L65 161V163H63V161L65 160V159H67L68 158ZM51 159V160H50ZM133 157L131 156V160L129 161V163L131 162V163H133ZM40 162H41V158H40ZM120 163V162H119ZM107 168H108V171H109V173L112 171V168L114 169V170H117V167H118V157L116 156V157H113V158H111L106 164H104ZM103 165V166H104ZM37 166H39V164H37ZM124 166V165H123ZM131 166H134V163L132 164V165H130V164H128L127 166H126V170L128 171V173H129V175L131 176V178H128V179H130L131 181H139L140 183V185L141 186H144L145 188L151 183V177H152V175L151 174H142V172H139L138 170H132L131 168ZM102 167V166H101ZM98 168H100V167H98L97 165H96V167H93V168H91L92 170H94L92 173L91 172H89V173H87L86 172V174L83 176V178H82V180L79 182V184H78V187H80V188H83L84 186H87L89 183H90V180H91V174L92 175H94V174H96V172H97V169ZM106 169V168H105ZM134 169V168H133ZM101 170V169H100ZM103 170V169H102ZM70 171H73L72 172V174H71V177H69V173H70ZM45 172V171H44ZM45 175V174H44ZM43 175V176H44ZM226 176H228V175H226ZM34 177V176H33ZM50 178V177H49ZM34 179V178H33ZM128 179H127V181H128ZM77 181V182H76ZM49 182H51V179H50V181ZM92 182L94 183V181H91V184H92ZM147 182H150V183H147ZM64 184V185H63ZM73 184H75V185H73ZM95 184V183H94ZM101 184V183H100ZM243 183H241L240 185H242ZM54 186H55V183H54ZM70 186V188H68ZM93 186V185H92ZM244 187V186H243ZM80 188H78V189H80ZM234 188V187H233ZM240 188H242V186H240ZM240 188H238V189H240ZM69 189V190H68ZM231 189V188H230ZM47 190V189H46ZM228 190V189H227ZM245 190V189H244ZM243 190V191H244ZM237 191V190H236ZM85 192V191H84ZM83 192V193H84ZM82 193V194H83ZM137 193V192H136ZM230 193L231 192H229V194L227 195V196H229L230 195ZM243 193V192H242ZM241 193V194H242ZM247 193V192H246ZM8 194H10V192L8 193ZM23 194H25V196L26 197H28L29 196V190H26V191H24L23 192ZM130 194H132V193H130ZM233 195H234V193H232ZM237 194V193H236ZM239 194V193H238ZM11 195V194H10ZM244 195V194H243ZM35 196H36V199H35ZM226 196V197H227ZM63 197V196H62ZM131 197L132 198H134L135 197V195L134 194H132L131 195ZM243 197V196H242ZM247 196H245L244 198H246ZM42 198V197H41ZM52 198H53V196H52ZM138 199V196L137 197H135V199ZM224 198H225V196H224ZM134 199V200H135ZM222 199V198H221ZM63 200V199H62ZM122 200V199H121ZM120 200V201H121ZM23 201H24V203H23ZM65 200H63V202H64ZM219 201V200H218ZM224 201V200H223ZM235 201V200H234ZM233 201V202H234ZM241 202H243V200H240ZM19 202V203H20ZM217 203V202H216ZM221 203V202H220ZM238 203H240V202H238ZM252 203V202H251ZM250 203V204H251ZM73 204V203H72ZM231 204V203H230ZM259 204V203H258ZM70 205V204H69ZM217 205V204H216ZM72 206V205H71ZM183 206V205H182ZM182 206H179L177 209H175V210H173V211H171V212H167L166 214H160V215H158L157 217H155L154 219H152V220H150V219H148V221L147 222H145L144 223V221L142 222V223H140V224H138V225H135L132 229H133V231L135 230V231H137L138 233H139V236H138V238H139V240H138V242L137 243H139L140 244V246L142 245V243L141 242H143V243H145V242H147V241H151V239L152 238H148L146 235L148 234V229L150 228H147L148 226H153V224H155L156 225V223H158L159 224V221L162 219V218H166L165 216L167 215V214H171V213H174V212H179L180 211V209H182ZM241 206V205H240ZM239 206V207H240ZM219 207V206H218ZM62 208V209H61ZM104 208H105V206H104ZM103 208V209H104ZM110 208V209H109ZM4 210H5V205H4V203L2 202L1 203V205H0V230L2 229V226H3V212H4ZM24 210V211H23ZM110 210V211H109ZM82 211V210H81ZM105 212V214H104V216L106 215V214H108V213H106V212H111V207H109V205H107L106 206V208L103 210V213ZM182 212V211H181ZM210 212V211H209ZM81 213V212H80ZM100 213H102V212H100ZM184 213V212H183ZM213 215V214H212ZM103 216V215H102ZM209 216V215H208ZM167 218H168V215H167ZM210 217H208V219H209ZM251 218V217H250ZM249 218V219H250ZM49 219V220H48ZM163 219V220H164ZM248 219V220H249ZM247 220V221H248ZM113 221L114 220H111V221H109L105 226L106 227H109V228H112L111 226H112V224H113ZM251 221V220H250ZM17 222V221H16ZM174 219H171V221L169 220V227H168V229H169V232H170V229L174 226ZM246 223V222H245ZM41 224H43L42 226H43V228L42 229H40V225ZM239 224H241V222H238L237 223V225H239ZM236 225V226H237ZM255 225V224H254ZM250 226V225H249ZM258 226V225H257ZM8 227V226H7ZM11 227V226H10ZM246 227H247V225H246ZM259 227V226H258ZM251 228V227H250ZM263 228V227H262ZM10 229V228H9ZM264 230V229H263ZM10 231V230H9ZM11 231H13L12 229H11ZM247 231V230H246ZM257 231V230H256ZM22 232H25V234H23ZM12 233V232H11ZM167 233H168V231H167ZM261 234H262V232H260ZM14 234V233H13ZM38 234H39V236H38ZM120 234V233H119ZM117 234V238H118V241H119V243H120V245H122V243L125 241V239H127L126 237H125V235H122V234ZM127 234V233H126ZM129 234V233H128ZM137 234V233H136ZM264 234V233H263ZM119 235V236H118ZM159 235V234H158ZM259 235V234H258ZM129 236V235H128ZM163 237L165 236V235H162ZM77 237V240H75V238ZM261 237H263L264 238V236L262 235H260V237L259 238H261ZM13 238V237H12ZM258 238V239H259ZM20 240V239H19ZM262 240V239H261ZM10 241H12V239L10 240ZM64 241V242H63ZM19 242V241H18ZM261 242V241H260ZM7 244V243H6ZM136 244V243H135ZM63 245V244H62ZM120 245H118L117 246V248L120 246ZM138 245V244H137ZM136 246V245H135ZM143 246V245H142ZM144 246H145V244H144ZM147 246V245H146ZM17 247V248H16ZM70 248V250H68ZM195 249V248H194ZM252 249V248H251ZM18 250H19V252H18ZM115 250V249H114ZM242 250V249H241ZM253 250V249H252ZM27 251H29V252H27ZM191 251V250H190ZM192 252H195V251H192ZM196 252H198L197 250H196ZM190 253V252H189ZM201 253V252H200ZM152 254V253H151ZM69 255V256H68ZM191 255V254H190ZM195 255H196V253H195ZM171 256V255H170ZM192 256V255H191ZM193 256H194V254H193ZM249 256V258L250 259H257V257L253 254V255H248ZM261 256H263V255H261ZM261 256H259V258L261 257ZM46 257V258H45ZM62 257V258H63ZM169 256H167V257H165V259H167ZM45 258V259H44ZM242 258V257H241ZM65 259V258H64ZM165 259H161V261H165ZM247 259V258H246ZM263 262H264V256L262 257V258H260ZM66 260V259H65ZM173 260V259H172ZM188 260V259H187ZM205 261L207 264H213V262H208L207 261V259L206 258H203L202 257V255H200L199 254V257L198 256H196L195 257V259L193 260V262H194V264H196V262H198V261ZM233 260V259H232ZM67 262V261H66ZM220 262H222V261H220ZM244 262V261H243ZM250 262V261H249ZM68 263V262H67ZM75 263V264H76ZM162 263V262H161ZM231 263V262H230ZM229 264V263H228Z\"/></svg>",
  "mask_w": 264,
  "mask_h": 264
}]
</instances>
